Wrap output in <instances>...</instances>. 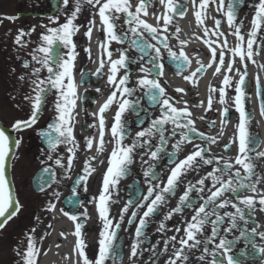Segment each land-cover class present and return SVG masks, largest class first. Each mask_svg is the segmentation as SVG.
<instances>
[{"label":"snow or ice","instance_id":"1","mask_svg":"<svg viewBox=\"0 0 264 264\" xmlns=\"http://www.w3.org/2000/svg\"><path fill=\"white\" fill-rule=\"evenodd\" d=\"M211 0H200L199 5H196V0H193V4L197 6L195 12V18L197 23L204 28L205 35L209 33V29L205 26V18L207 16V8ZM153 0H138V4L133 10L131 0H73L74 9L70 15H66L64 23H59V16H49L50 25H56L50 27L49 25H41L45 29V32L39 36L38 47L33 50L31 60L35 61L40 67H34L31 72V76H35V79L31 80L33 86L34 95L25 96L26 100L31 103V115L26 120H16L12 125L14 131L20 132L25 129L33 127L39 119V116L43 110V104L46 103V96L53 91L56 93L54 101V110L57 113L52 123L47 125L46 130H41L40 135L47 138V144L50 149L48 159H53L51 151H55L59 145H71L67 148V151L71 154L67 158L66 167L63 163V157L55 159V164L61 167H65V171L68 172L73 166V161L76 156V149L79 147L76 140L74 129H75V115L74 110L76 108L77 100L79 96L77 94L78 85L75 82V61L79 53L76 48L73 37L79 32L81 25L75 23L78 19L79 13L82 11L84 4H87L97 9L96 13H93V19L87 22V31L85 36L89 41L92 38V29L95 26V15L98 14L101 20L102 29L105 33V40L101 42V59L100 67L96 70V75H99L104 68L105 60L104 56L107 57V61L110 63V75L108 76V83L114 85V90L109 95L108 99L100 107L98 113L99 119V130L100 137L98 141V152H103L105 148V128L106 119L105 112L114 103L118 104V109L114 116V122L111 126V135L115 139V147L111 151L108 167L102 177V189L97 198V207L99 217L103 222V230L99 233L100 239L98 241V251L96 252L94 259H89L85 252L86 243L82 237V229L84 222L75 224V236L78 238L75 245V250L81 257L82 264H106V261L112 259L113 264H116V257L114 255L116 246L114 241L117 237V229L121 227L124 219V214L128 213L129 208L135 204L137 211H132L131 218L128 220L129 224H132L135 218L139 214L140 209H145L143 215L140 216L138 225L135 229L136 241L131 246L130 261L132 258L137 257L138 250L139 254L142 255L144 249H140V245L143 241L140 239L144 234V230L148 224L150 217L157 214L161 206L167 202V197L173 195L175 189L181 183V177L186 175L189 170H197L204 165H212L214 162L217 167L213 171L208 172L206 176L202 177L193 185L189 182L183 195L180 196L177 207L171 209L165 216L164 220H170L174 214L183 213L185 208H193L194 214L190 221H186V227L184 228V236L178 241L175 235L168 238L164 242V252H167L169 243H172L173 254L170 256L165 264H189L190 254H194L193 250H198L200 246H203V252L197 257L199 261H205L206 256H211L210 264H239V262L231 255L235 243L240 238L245 239V243H249L251 237L260 236L264 238V232H257L256 228L253 227L249 233L246 225V216H250L255 211V205L257 202L262 206L264 210V195L259 197V200L254 196H243L241 198V190H250L253 193L258 191L257 185L264 182V177H261L256 173V163L254 161L261 157H264V152H257L255 157L249 155L250 152L254 151V147L250 145H256L259 143L258 137L253 136L249 132L250 124V113L245 109L246 93L244 91L245 78L248 75L246 61L256 63L254 56L259 55L261 51H264V35L261 34L264 29V0H259L258 3L250 5L254 7V17L251 21V30L246 35L242 32L244 27L243 21L236 23L239 8L242 6L243 0H229L227 4V10L224 11V0H219L217 11H221L227 18L230 32L228 34L236 37L237 43L233 47H229L227 35L220 31V20L215 21V29L211 30L212 34L217 37L215 41L211 39L205 40L210 49V61L207 65L200 63V66L195 69L190 75L185 76L184 79L191 82L194 86L198 83V73H202L206 68H211L213 64H216L215 73L219 74L224 68L226 57H228V63L226 68V74L222 80V87L217 89L214 86L209 87V97L207 101V108L205 111L215 110L213 108L214 94L219 93V102L224 104L225 107L221 112L223 119L221 121L222 126L227 123L229 117V109L227 107V89L234 87L236 95L234 96V104L239 113V124H238V144H239V155L235 157V165H240L244 170V175L241 174L240 169H236L234 174L231 170L234 165L222 156H207L206 154L210 149L201 147L200 145H194V150L188 154L179 163H176L175 167L170 170V175L167 177V183L164 186L153 185L151 181H148L149 187L147 189V195H144L140 201H129L121 209L120 223H113V219L109 217L110 203L112 201L113 190L116 189L120 180L124 178L133 164V154L138 147H149L151 148L152 137L159 136L160 146L156 147L155 151L150 152V159L157 160L160 157V153L163 151V145L167 141L165 136V125L171 123L173 127L172 135H176V130L179 129L181 133V139L177 141L174 146V152L168 154L170 159L175 157L181 151V145L185 142L191 141L190 133H197L199 136L204 137L206 141L216 143V138L211 136H205L204 133L198 132L195 128V121L192 119V113L187 106L183 108H177L174 106L173 99L166 95V89L162 87L156 76L149 79L147 76L139 79V86L146 88L149 100L154 104L160 105L161 115L153 119L148 128L143 129L136 133L135 138L130 144H124L123 141L127 135L126 124L122 120L123 114L133 107L134 102L127 99V96H131L135 89L128 87L130 80V73L127 71L117 81V74L120 69H127L129 57L127 55V49H116L120 53L118 59H112L113 52L110 50V46L113 41L118 43H124L128 38V32L130 31L133 35V39L130 40V45L134 46L140 53L150 56L151 61H162L163 55L161 53V47L155 43H150L149 40L158 41V44L163 46L167 50L168 56L176 62L175 66L178 70H183L186 64H190L188 56L183 50L179 53L172 50L168 43L169 37L161 32L160 27L153 26L148 23L141 16L148 15V8L152 6ZM161 4H166V12L158 19L163 20L164 32H167L169 25L173 23L174 16H184L185 11L182 5L174 2V0H160ZM69 4V0H59L58 11L61 8H66ZM125 16V24L128 26L127 31L117 32V29L121 26L116 23L120 19V15ZM6 19L14 21L18 17L7 16ZM2 22V21H0ZM35 26L29 31L20 29L15 38L14 43L21 48L25 47L29 41L24 40V37L31 36L35 32ZM181 31L177 25L175 27L174 34L177 35ZM145 33H148L145 36ZM223 37V43H219V38ZM259 39V43H258ZM139 41V42H138ZM187 41H181V44H185ZM54 45L57 46L54 49ZM220 48L219 53L217 52V46ZM254 45L256 46L254 48ZM62 49H67L66 52ZM88 53L89 59L91 58V49L87 47L84 49ZM151 50V51H149ZM55 52V58H54ZM154 53V54H153ZM239 58L243 65V71L240 68H236L235 71L238 74V80L233 85V76L230 73L233 72V68L236 62V58ZM144 55H141L139 59H143ZM135 62V61H133ZM30 61L25 59L22 63V67L28 69ZM264 68V64L259 65ZM153 67L159 70L158 75H163V63H154ZM47 75L41 78L40 73L45 70ZM13 71H15L13 69ZM141 71L149 73L152 69L142 68ZM83 75V74H82ZM20 80L25 79V75L19 77ZM258 91L262 96L261 101V112L264 114V87L259 84V78L257 77ZM97 92L100 89H96ZM177 92H183L181 88L176 89ZM119 93V96H118ZM203 101H201L197 107H203ZM16 107H19L18 105ZM203 119V117H201ZM214 121H210V124L214 125ZM91 127H95L92 125ZM55 133L56 135H53ZM147 137V139H145ZM95 138L86 137V147L91 149L93 147ZM22 142V137L17 138L14 142L10 140L5 127L0 124V229H3L5 225L15 215H17L22 205L18 199H15L11 192V182L8 180L6 171L7 164L9 161V155L14 146L16 149L19 148ZM232 143H236V139L232 140ZM225 150L230 149V144L224 145ZM96 157H91L85 161L83 168V175L79 176L75 182L79 184L81 180L87 181L88 177L96 171L91 164V160ZM199 160V164H197ZM173 162H175L173 160ZM145 163H147L145 161ZM222 165V167H221ZM154 165L149 167V170L144 173L145 176L152 175L153 179H159V177L153 172ZM45 172L49 169L45 168ZM211 178L212 188L208 191L210 195L206 199H203V203L199 207H194V202L190 198V193L198 191L203 193L205 191V180ZM197 185L199 187H197ZM217 185H219L217 187ZM43 191V187H41ZM75 191V189H74ZM232 193L233 196L229 199H224L226 193ZM54 195L58 196L57 193ZM150 200V203L148 202ZM14 205V206H13ZM231 206L235 209L234 212H224L223 215L219 209H224ZM55 204L49 203L48 209L54 210ZM11 209V211H10ZM247 210V211H246ZM63 212V209L61 210ZM65 216H68V212H63ZM85 218H88L87 212L80 214ZM215 217V219H212ZM225 218H228L229 225L224 229L225 233H231L233 229L238 227V221H244L245 227L240 229V236L235 239H228L227 236L219 238V243L215 244V248L210 252L209 244H214L217 237L220 236L221 226L225 222ZM70 219L77 221L79 216L72 214ZM37 220L39 218L37 217ZM210 226V235H205V227ZM165 223L161 221L157 231L163 232L165 230ZM180 227H176L175 231L180 232ZM32 233L35 232L33 228ZM63 235V233H61ZM254 242V241H253ZM179 247H176V244ZM156 245L152 246L151 251L155 252ZM221 250L223 256H221ZM16 254L20 257L22 264H37L38 256L40 255V249L37 247V242L34 235H29L27 238V246L24 251H20L19 248L15 249ZM260 253H264V247L258 249ZM243 250L241 255H243ZM134 264V261H133ZM153 264H157L153 261Z\"/></svg>","mask_w":264,"mask_h":264},{"label":"flooded vegetation","instance_id":"2","mask_svg":"<svg viewBox=\"0 0 264 264\" xmlns=\"http://www.w3.org/2000/svg\"><path fill=\"white\" fill-rule=\"evenodd\" d=\"M44 1L38 0L36 4L37 13L45 14ZM59 0H54L55 4ZM73 1V0H70ZM34 2V1H33ZM174 2L183 6L185 11L184 16L175 15L173 23L169 25L167 32H164L162 27L163 20L158 19L166 12V4H161L160 0H153L152 6L148 8V15L141 16L142 19L147 21V18L154 16V21L151 23L153 26L160 27L161 32L164 35L169 37L168 43L173 51L179 53L181 50L185 52L191 61L190 64H186L183 70H178L175 66L176 62L173 61L167 54V50L163 46L158 44V41L149 40L150 43H155L157 46L161 47V53L163 55L162 61H151L150 56L140 53L134 46L130 45V40L133 39L132 33L128 32V38L124 43H118L113 41L110 50L113 52L112 59H118L120 53L116 49H127V55L129 57L127 69H120V72L117 74V81L121 76L127 71L130 73V80L128 82V87L135 89L131 96H127V99L131 101H138L134 103L132 108H129L122 116V120L126 124L127 135L123 141L124 144H130L135 138L137 132L146 129L150 126L153 119L158 118L161 115L160 105L152 103L148 96L146 95L147 89L139 86L138 81L140 78L147 76L149 79H152L156 76L159 80V83L162 87L166 89V95L170 96L173 99L174 106L177 108H183L185 106V101H187V106L192 113V119L195 121V128L198 132H202L205 136H211L216 138V143H211L206 141L204 137L199 136L197 133H190L191 141L185 142L181 145V151L170 159V153L174 152V146L177 141L181 139L180 130H176V135H172L173 125L171 123L165 125V136L167 137L166 143L163 145V151L160 153V157L157 160L150 159V152L155 151L157 146H160L159 136L152 137L151 148L138 147L133 154V164L130 166L128 174L122 178L116 187L113 190L112 203H110V212L109 217L113 219V223H120V213L121 209L129 201H140L144 195H147V189L149 187L148 181H151L153 185H160L161 187L167 183V177L170 175V170L175 167L176 163H179L180 160H183L188 154L194 150V145H200L210 149L206 154L211 157L222 156L225 159L229 160L230 163L234 165V168L231 172L234 174L236 169H240L241 174L244 175V170L240 165H235V157L239 155V144H238V124H239V113L235 107L233 97L231 99V105H228L229 117L227 118V123L222 126L221 121L225 119L221 115V111L217 107H213L215 110L205 111L207 108L208 99L205 98V94L208 91H203L201 88L200 80L207 73L209 68H206L202 73H198V83L194 86L191 82L184 79L185 76L190 75L195 71L197 67L200 66V63L207 65L211 59L210 49L208 44L204 42V28L200 26L195 18V12L198 10L196 5H199L200 0H196V5L193 4V0H174ZM35 3V2H34ZM229 0H224V11L227 10V4ZM133 5V10L138 4V0H131ZM219 0H211L207 8V16L205 19L210 18L211 12L215 13L218 16L223 17V21L227 23V18L223 12L217 11V6ZM41 8V9H40ZM52 10L53 14L56 13L59 15V23H64L66 20V15H70L74 8L63 9L61 11ZM46 10V9H45ZM49 11L50 9L47 8ZM97 9L93 8L87 4H84L82 11L78 15V19L75 23L81 25L79 32L73 37L75 44L77 45V52L79 55L75 61V82L78 85L77 94L79 99L77 100L76 108L74 110L75 115V129L74 134L78 142L79 147L76 149V156L73 161V166L70 171L66 172L65 167L67 164V158L71 155L67 148L71 145H59L55 151H51L53 159L49 160L48 155L50 154V149L47 144V138L40 135L41 130H46L47 125L52 123L57 113L54 110V101L56 98V93H52L46 96V103L43 104V110L39 116L38 122L31 128H28L27 132V142H28V157L30 164V187L29 190L32 192L31 200L32 202L37 199V207L39 211H43L47 215L51 216L52 210L48 209L47 199H50L52 204H55L58 210L63 212H68V217L72 214L79 216L77 221L70 219V222L75 230V224L79 222H84V227L82 229V237L85 240L86 248L85 252L87 253L89 259H94L96 252L98 251V241L100 239L99 233L103 230V222L99 217L98 207H97V198L102 189V177L106 171L108 165V160L111 154V151L115 147V139L111 135V126L114 122V116L118 109V104L114 103L108 110L105 112L106 119V128H105V148L104 151L98 152V141L100 137L99 130V119L98 115H93V113H98L100 107L108 99L111 92L114 90V85L108 83V76L110 75V63L107 61V57L104 56L105 64L99 75H96L97 68L100 67L101 59V48L100 44L105 40V33L102 29L101 20L98 14L95 15V26L92 29V38L96 41V49L93 50L91 47V41L87 39L84 35L87 31V22L93 19V13H96ZM188 15H192L194 23L198 25V42L190 43L187 41L189 38L188 33L194 31V24L190 23L187 26H184L182 20ZM43 20H47L46 24H49L47 16L41 17ZM121 27L117 29V32L127 31L128 26L125 24V16L120 15V19L116 21ZM238 23V20H236ZM179 26L181 31L177 35L174 34L175 27ZM35 26V32L30 36L29 41V52L28 60L30 61V66L28 68V89L29 95H34L33 86L31 80L35 79V76H31L32 69L34 67H40L36 64L35 61L31 60L30 53L33 52L35 48L38 47L39 36L41 33L45 32L44 28L34 20L32 22L31 28ZM208 28V25L206 26ZM148 33H145L147 36ZM181 41H187L185 44H181ZM57 46L54 45V49ZM90 47L91 49V58L89 59L88 53L85 52V48ZM66 52L67 49H62ZM151 51V50H149ZM154 54V53H153ZM55 58V52H54ZM144 55V58L141 60L139 57ZM135 61V62H133ZM163 63V75L159 76V70L153 67L154 63ZM142 68L152 69L151 72L146 73L141 71ZM83 74V75H82ZM47 75L46 69L42 70L40 73L41 78ZM181 88L183 92H177L176 89ZM96 89H100L99 92ZM235 94V90L228 91L229 93ZM247 104L245 109L247 112L252 114L254 111L251 107V92L245 91ZM257 96V91L254 92ZM119 96V93H118ZM2 99V97H1ZM203 101V107H197V105ZM6 102V98L2 100ZM3 110H15V108H5L2 105L0 106V124L3 125L2 120L3 116L1 111ZM31 103L28 101V112L29 116L31 115ZM256 110L261 114V106H257ZM19 113V110H15ZM236 116L234 122L232 120ZM203 117V119H201ZM29 118V117H28ZM252 115L249 124V132L255 137H258L259 143L256 145H250L249 147H254V151L250 152L249 155L255 157L257 152H264V129L262 125L255 124L251 122ZM210 121H214V125L210 124ZM229 122V124H228ZM95 125V127H91ZM12 125L10 128H7V133L13 139ZM53 135H56L53 133ZM86 137H94L93 147L88 149L86 147ZM236 139V143H232L233 139ZM147 139V137H145ZM230 144V149L225 150L224 145ZM58 157H63V163L65 167H61L55 164V159ZM91 157H96V159L91 160V164L96 171L93 172L87 179V181L81 180L79 184L75 182L78 180L79 176L83 175V168L85 166V161ZM173 160L175 162H173ZM145 161L147 163H145ZM256 163L255 171L259 176L264 177V157L259 158L254 161ZM197 160V164H199ZM154 165L153 172L159 177V179H153L152 175L145 176L144 173L149 170V167ZM50 166L55 170V181L53 185L45 189L41 193L35 192L34 181L37 174ZM217 165L214 162L212 165H204L197 170H189L186 175L181 177V183L175 189L173 195L167 197V202L163 204L160 210L154 216L150 217L148 224L144 230V234L141 236L143 243L140 245V249H144L142 255L139 254L137 257L132 258L130 261L131 246L136 241L135 229L138 225L140 216L143 215L145 209H140L138 216L135 218L132 224L128 223V220L131 218L132 211H137L135 204H133L128 213L124 214V219L121 224V227L117 229V237L114 241L116 246V251L114 253L116 257V264H153V261H156L157 264H165L167 259L173 254L172 243H169L167 252H164V242L168 240L169 237L175 235L177 241L184 236V228L186 227V221H190L192 215L194 214L193 208H185L183 213H177L172 216L170 220H164L166 214L171 210L177 207L180 196L183 195L186 190L189 182L193 185H196V182L202 177L206 176L208 172L213 171ZM222 167V165H221ZM219 185H217L218 187ZM197 187H199L197 185ZM205 191L200 193L198 191H193L190 193V198L194 202V207H199L203 203L204 199L210 195L208 191L209 188H212L211 178L205 180ZM11 189L14 194L18 193L17 186L11 182ZM75 189V191H74ZM258 191L256 193L251 192L250 190H241V198L243 196H254L257 201L261 195H264V182L257 185ZM214 191L215 189L212 188ZM57 193L58 196L54 195ZM76 197L77 203H72L69 207L64 204V200L67 197ZM47 196H50L49 198ZM233 196L232 193H226L223 197L224 199H229ZM46 197V201H43V198ZM52 197V199H51ZM46 202V206L45 203ZM150 203V200L148 201ZM23 209H25L24 216L28 215L27 206L22 202ZM87 212L88 218L85 220L80 214ZM220 213L223 215L224 212H234L235 209L231 206L219 209ZM247 211V210H246ZM215 219V217H212ZM247 220V229L249 233L253 227L256 228L257 232H264V210L262 206L257 202L255 205V211L250 216H246ZM161 221H164L166 227L163 232L157 231ZM229 225L228 218H225L224 224L221 226L220 236L217 237L214 244H209V251L211 252L215 248V244L219 243V238L227 236L228 239H235L240 236V229L245 227L244 221H238V227L233 229L231 233H225ZM176 227H180V232L175 231ZM211 228L210 226L205 227V235H210ZM47 230L43 231L42 235L46 237ZM42 238V236H41ZM76 238V243L78 238ZM254 241V242H253ZM156 245L155 252L151 251L152 246ZM37 247L40 249V255L46 250V243L42 240L38 243ZM176 247H179V244H176ZM264 247V238L260 236L251 237L249 243H245L244 238H240L235 243V246L230 253L233 257L239 262V259L244 260V262L239 264H264V253L258 251L259 248ZM243 250V255L241 252ZM194 254H190L189 264H210L211 256H206L205 261L197 260V257L203 252V246L201 245L198 250H193ZM221 256H223V251L221 250ZM39 255V256H40ZM106 264H113L112 259L106 261Z\"/></svg>","mask_w":264,"mask_h":264},{"label":"rangeland","instance_id":"3","mask_svg":"<svg viewBox=\"0 0 264 264\" xmlns=\"http://www.w3.org/2000/svg\"><path fill=\"white\" fill-rule=\"evenodd\" d=\"M32 1L35 2L33 5ZM37 2L38 0H0V21H2L0 22V92L8 100L4 105L5 108H15L20 111V114H18L15 111L3 110L2 116L4 117L3 124L5 126H11L16 120H26L29 117V100L25 99V96H29L28 70L22 67L23 60L28 58L29 42L25 47L21 48L14 41L20 29H24L26 32L31 29L34 20L40 26L42 24L47 25V20H43L41 17L55 16L53 12H50L51 9L49 11L47 10V5L50 4L49 0L44 1L46 10L43 9L42 11H45V14L37 13ZM71 2L73 1L69 0L68 6L61 8V10L74 8V4H71ZM258 2L259 0H249L239 15L238 22L243 21L244 27L242 32L246 35V38L247 33L251 30V21L253 20L255 12L254 7L250 5ZM58 6L59 2L57 8ZM34 14H37V16L34 17ZM7 16H16L18 18L12 21L4 18ZM56 16L59 15L56 13ZM54 26L56 25H51L50 27ZM261 34L264 35V29H262ZM24 40L30 41V37L26 36ZM260 53H264V51ZM21 75H25L24 80L19 79ZM17 105L19 107H16ZM251 121L253 123L255 122L254 120ZM27 132L28 129L14 132V135L18 138L22 137V142L19 148L16 149L14 147L15 151L12 152L13 158L9 162V177L16 183L18 188L16 198L26 204L28 215L24 216L25 210L23 209L17 219L8 222L3 229H0V264H22L15 249L19 248L20 251H24L27 246V238L30 234L35 236L37 245L41 240L46 243L47 234L44 238L42 233L45 230H49L51 224L53 227L54 215L51 214V217L43 211L35 209L38 204V197H36V201L34 202L31 200L33 195L31 190H29L30 164ZM47 197L49 198L50 196ZM43 201H46V197L43 198ZM49 203L51 201L47 199V206ZM44 204L46 206V202ZM37 217L39 220H37ZM33 228L35 229L34 233L31 231ZM41 236L42 238H40Z\"/></svg>","mask_w":264,"mask_h":264},{"label":"bare ground","instance_id":"4","mask_svg":"<svg viewBox=\"0 0 264 264\" xmlns=\"http://www.w3.org/2000/svg\"><path fill=\"white\" fill-rule=\"evenodd\" d=\"M216 19V17L212 16V19L207 21V24L209 26V33L205 37V40L211 39L215 41L217 39L216 36H214L211 32V30L215 29L213 28V20ZM154 21V16L153 17H148V22ZM182 23L184 26H187V24L193 23L194 24V31L189 32V38L187 41L190 43H195L198 42V25L194 23V19L192 15H188L186 18L182 20ZM151 24V23H150ZM220 31H223L227 35V39L229 42V47H233L236 45L237 40L236 37L233 35L228 34L230 30L228 29V24L221 23L220 24ZM205 34V32H204ZM224 38L220 37L219 38V43H223ZM217 46V52L219 53L220 48L218 45ZM91 47L93 50L96 49V41L93 39L91 41ZM256 63H252L251 61H246L247 63V72L248 75L245 78V81L248 82L246 89L250 92L254 90V80H257V77L259 78V81L264 84V68H261L259 65L264 64V53H259V55L254 56V59H256ZM258 61V62H257ZM227 63H228V57H226L225 60V65L224 68L221 70L219 74L215 73V67L216 64H213L211 68L207 71V73L202 77L200 80L201 88L203 91H208L207 94H205V98L208 99L209 97V87L214 86L217 89L222 87V80L224 75L226 74V68H227ZM240 68L241 71H243V65L239 58H236V62L233 68V72L230 73V75L233 76V85H235L236 81L238 80V74L236 73L235 69ZM235 90L234 87H229L228 90ZM235 94H232L231 92L227 94V99H228V105H231V99L232 97L234 98ZM253 102L252 105H254L255 99L254 96L251 95V103ZM213 107H217L219 111H223V108L225 107L224 104H221L219 102V93L217 92L214 94V99H213ZM236 116H234V119L232 122H234ZM257 122L262 125V128L264 129V117L260 118L257 117ZM229 124V122H228ZM54 222H53V228H52V233H51V239H50V244L48 247V250L46 254L41 256V258L38 261V264H82L81 257L75 250V235H74V229L73 226L69 223L67 218H65L63 215L59 213V211L54 212ZM63 233V235L61 234Z\"/></svg>","mask_w":264,"mask_h":264},{"label":"water","instance_id":"5","mask_svg":"<svg viewBox=\"0 0 264 264\" xmlns=\"http://www.w3.org/2000/svg\"><path fill=\"white\" fill-rule=\"evenodd\" d=\"M243 2H244V0H243ZM242 5H243V3H242ZM241 8V7H240ZM239 8V9H240ZM45 179H48V182H49V177H46ZM47 181H43V183H46ZM42 186V182H38V185H37V187H38V189L40 188Z\"/></svg>","mask_w":264,"mask_h":264}]
</instances>
